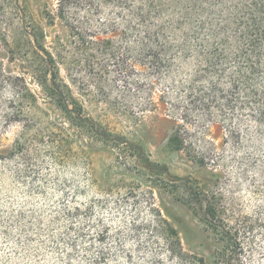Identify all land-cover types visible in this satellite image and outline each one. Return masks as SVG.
<instances>
[{
    "label": "rangeland",
    "instance_id": "374dc122",
    "mask_svg": "<svg viewBox=\"0 0 264 264\" xmlns=\"http://www.w3.org/2000/svg\"><path fill=\"white\" fill-rule=\"evenodd\" d=\"M59 2L0 0V264H178L162 218L189 257L226 264L225 214L252 228L243 263L264 264V139L184 122L160 85L142 105L104 61V18Z\"/></svg>",
    "mask_w": 264,
    "mask_h": 264
},
{
    "label": "trees",
    "instance_id": "16d2710c",
    "mask_svg": "<svg viewBox=\"0 0 264 264\" xmlns=\"http://www.w3.org/2000/svg\"><path fill=\"white\" fill-rule=\"evenodd\" d=\"M58 10L62 18L83 13L90 29L104 18L96 31L107 37L104 61L127 90L148 95L142 105L155 106L160 85L162 103L176 106L184 122H222L233 138L264 139V0H60ZM204 207L212 223L214 208ZM159 221L152 232L171 258L205 264L183 252L177 231ZM248 222L225 214V240L233 248L226 264L252 257Z\"/></svg>",
    "mask_w": 264,
    "mask_h": 264
}]
</instances>
